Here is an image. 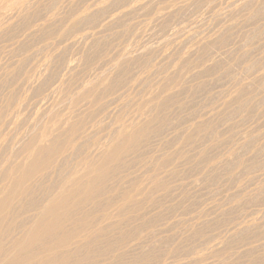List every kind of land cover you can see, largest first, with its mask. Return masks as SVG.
I'll return each instance as SVG.
<instances>
[{"label":"rangeland","instance_id":"374dc122","mask_svg":"<svg viewBox=\"0 0 264 264\" xmlns=\"http://www.w3.org/2000/svg\"><path fill=\"white\" fill-rule=\"evenodd\" d=\"M26 1L0 0V27L2 29L0 30L2 32L0 36V204L1 202L5 203L0 207V233L5 234L3 230L10 228L12 225H16L14 223L18 225V227L14 229L18 232L11 231L8 236L7 234H0V237H3H1L2 240L7 241L11 234L12 238L9 237V239L13 241L30 239L28 234L30 227L32 228L34 226L33 224L36 225L37 221L40 219L44 220L45 218V216L40 213L42 207L50 204V202L52 203L57 197L65 195V193H68L66 194L68 198L65 199L64 204L68 206L71 205L76 198L73 196L74 194H71L73 193L72 191L81 189L83 187L82 184H86L99 169L106 165L108 167L110 165L111 167L113 163L106 162L108 163L106 164L103 158H107L115 145L124 141L126 135L129 136L136 133L134 132L135 129V131H138L137 133L141 134V126L142 132H146L147 130V135L144 136L143 139L147 136L148 139L142 140V137H140L141 140L139 139L140 142L137 145L140 151L136 149L138 152L135 150V152L133 151L134 153L130 152L126 154L118 164L116 170L110 174L108 182L106 181L104 183L103 189L107 187L104 190L102 189V196L99 195L100 197H95L96 200L93 199L94 201H86L83 205H87V207H82V205L80 208L81 211H77V213H80L76 214L77 217L87 218L91 221L97 219L99 223H97V220H94L96 226L98 224V228H103L105 223L101 222V220L105 221L106 217H103L106 215L105 213L111 215L113 207L117 203L125 202L128 197L130 199L131 196L134 197L131 199L133 202L128 201L129 204L126 206L127 208L125 207L128 211H126L128 213L127 215H123L126 214L125 212L118 213L117 215L115 213L113 215L114 217L112 216L109 221H105L107 223L109 222L108 224L106 223L104 227L105 231L107 230V234H105L106 232L103 230L104 234L100 233L98 235L96 233L92 236L95 238L92 239L95 242L94 244L100 241L98 244H102L101 249H103L102 246L106 249L108 245L110 248L113 247L112 250L114 249L113 252L110 249L105 255H102L104 253L101 254V251L104 249L101 250L97 244L98 248L94 250L98 251L95 252L92 250V252L94 251L95 253L91 252L93 264H95L98 259H101L98 260L99 263L97 261L98 264H104L105 262H107L105 264H113L112 261H116L118 264H128L129 262V264H146L148 262V264H254L258 262V259L259 262L257 264H264V260H261L264 259V0H140L141 2L139 0H98L100 1L99 3L97 0ZM51 1L56 4L54 3V5H51V3L53 4ZM18 2L20 3V8L18 7ZM25 2L28 3V6ZM14 3L16 4V9L15 6L12 7ZM253 4H255V6ZM25 6L31 7V9L27 8V10ZM8 7L10 9L12 8V10L7 9ZM23 7L26 10H24ZM36 8H38V10ZM26 11H30V14L27 13L28 16L26 15ZM104 11L107 13L105 14ZM31 12H33V15H31ZM47 18L50 23H48L49 21H44L45 19L47 20ZM116 18L119 19L116 20ZM21 19H23L24 22H22ZM108 23H110L111 26ZM40 24L42 26H40ZM7 26L10 27L7 28ZM99 64L102 66L99 67ZM117 65L120 68H118ZM16 70L18 71L16 72ZM45 75L46 77H44ZM185 77L186 79H184ZM250 77L253 79L251 80ZM54 83L58 85L57 90L56 84ZM62 84L63 86H61ZM95 84L96 86H94ZM46 85L49 88H47ZM87 86L90 93L85 98L82 97L81 94L83 88L85 87L87 89ZM106 91H108V93ZM103 93L105 94L103 95ZM97 95H101L100 97H102V100H100V97L97 98ZM96 99L99 105L96 103ZM94 100L96 102H94ZM163 103L165 104V109L163 108ZM208 104H210V106ZM159 106L162 109H160ZM148 117H151V119ZM152 118L154 121H152ZM145 120L147 122H145ZM75 121L81 126V129L79 128L80 130L76 129L79 125ZM149 121L150 123H148ZM143 122L144 124H142ZM71 124H74V128ZM74 129H76V131H74ZM84 129L85 135L83 133ZM150 129H156L157 131L154 130V134V131ZM124 130L127 134L122 132ZM119 131L123 133L124 136H121L123 139L120 137L121 132ZM68 133H71V136L66 135ZM151 133L153 136L150 135ZM243 134L245 138L247 137L245 140ZM50 135L51 137H48ZM75 135H77V139H75ZM52 136H54L53 139L59 137V141L57 139L56 141L49 139L52 138ZM118 136L120 137L119 140H123H121L120 143H118L119 140H115L118 139ZM248 137L249 141H247ZM65 138L68 139L66 140ZM61 139L63 141H61ZM48 140H50V142ZM52 140L55 143L52 142ZM112 140L114 142H112ZM56 142L65 143L62 146L65 145L64 148H67L66 152L68 153L66 154L65 152L66 157L64 155L61 156L64 154L63 150L65 151V149L60 147L61 144ZM50 143L51 145H49ZM107 143L109 145H107ZM140 143H142V145ZM239 143L241 145H238ZM66 144L70 147L68 146V148ZM111 144L114 146H110ZM215 144L217 145L214 146ZM256 145L258 146L257 148ZM107 149H109V151ZM54 150H62L60 151L61 155L58 154V157L54 156L51 160L56 162L53 161L50 163L51 167H49L50 165L47 166L48 170L46 169L43 175L40 176L37 174L32 177V179L36 178L37 180L33 179L34 181L31 180L24 184L21 179L24 173L27 170L37 167L41 161H44L42 159H46ZM77 153L79 155H77ZM59 155L61 158H59ZM168 160L170 164L167 162ZM210 162L213 164L211 165ZM99 163L101 164L99 165ZM120 164L121 166L119 168ZM241 164L242 166H239ZM60 165L62 166L60 167ZM159 166L163 167L160 168ZM15 167L18 169L17 171ZM10 168L14 169V171L10 170ZM87 168L91 169L87 171ZM20 169H22V172ZM19 170L21 172L20 174ZM9 171V175L14 172L10 177L8 173H6ZM91 172L93 173L91 174ZM15 173H18V175L16 176ZM58 174L60 175L58 176ZM111 176H113V179ZM148 176L150 178H148ZM170 177H172V179ZM10 178H14L15 180ZM116 178L118 180H116ZM72 179H75V181H72ZM17 181L20 184H18ZM153 182H156L157 186L156 183L153 185ZM63 184L66 186L64 189H62L64 186ZM159 184L161 187H159ZM67 185L70 186L67 187ZM152 187H154V189H152ZM67 188H70L72 191ZM13 190L15 195L20 191L24 192L30 190V192H28V196H26V194L18 198L16 195V198L12 199L15 197ZM103 193H106L108 198L105 194L103 195ZM148 193L152 195L149 197L148 195L150 194ZM70 194L72 196H70ZM2 197L4 200H2ZM70 197L71 199L69 200ZM30 198H34L32 199L33 202ZM111 198L114 199L112 200ZM8 199H10V201H8ZM98 199H103L104 203L102 201L101 203L103 204H99L100 201ZM105 199L107 204L109 202L108 205L105 204ZM133 199L136 200L134 201ZM97 200L98 203L96 205L99 209L93 210L92 208L94 206V209H96L95 203ZM157 200L159 202H157ZM137 201L141 203L136 204ZM28 202L29 204L30 202L33 203L37 210L33 208V205L30 206L29 209ZM131 204L132 206H130ZM23 205L25 206L23 207ZM133 205L138 206L135 207ZM90 206L92 207L90 208ZM15 207L17 209H15ZM105 207L106 211L103 209ZM140 207L142 209H140ZM88 208L92 209L94 213H86L91 211ZM131 208L134 209L132 210ZM12 210H16L14 211L15 214L19 215L17 222L14 221V216L16 215L14 213L11 215ZM20 210H22V212H20ZM30 210L32 211L30 212ZM95 211L99 212L96 213ZM17 212L20 213L17 214ZM5 214H8V216ZM96 214L100 216V220L95 218ZM131 214L133 217H131ZM90 215L94 216L92 217ZM115 215H119V217L115 218ZM128 215H130L131 218ZM6 217H8L7 223V219H4ZM67 219L68 218L65 219V223L63 222V224H65L63 228L65 227V229L69 231V229H73L76 224L73 219H68L71 221H69L70 224L72 223L70 225ZM10 220L14 222L10 223ZM28 220L29 223H26L25 221ZM122 220L124 222H122ZM111 221L113 223H111ZM126 221L128 223H126ZM2 222L5 223L3 224ZM151 223L154 224L152 225ZM94 224L93 228L95 229L97 227ZM108 225L111 226L109 227ZM69 226L72 227L70 228ZM20 230L21 232H19ZM115 232L116 234H114ZM129 232L133 233L130 234ZM83 233V236H87ZM120 233H124V235H122L124 240L127 238L128 241L130 238L129 243L124 241L125 246L128 247V244H130L134 245V247H120L119 244L116 243L121 240ZM108 234H113L111 236L115 238L114 241ZM135 234L137 236H135ZM98 236L103 238V240L97 238ZM123 236L126 237L124 238ZM131 236L132 238L137 237V239L139 236L138 240L140 242L138 240L135 241V239L131 240ZM107 237H109L108 244L106 243L108 242L106 241ZM84 238L77 237L75 241H79L75 244L72 243L71 246L70 244L59 246L57 242L51 245L43 244V246L40 244L38 250L40 253L43 251L41 256H45L46 259L52 256V252L59 254L61 251L59 255L66 258L71 256V259H68L70 263L72 262L74 264L82 260L84 253L88 249L87 247L85 251V246H82L80 243L82 241H88ZM253 240L254 242H252ZM89 241L93 242L91 240ZM110 241L112 243L114 242V245L111 244ZM244 241L248 244L246 245ZM134 242L135 244L138 243V246L135 245ZM249 242H252V246ZM208 243H210V245ZM245 245L250 246L246 247ZM50 246L51 248H49ZM114 246L116 248H114ZM189 246L191 250L193 249V252L189 249ZM80 247L83 248L80 249ZM72 248L74 252L78 251L77 254L73 253L75 255V257H73L74 259L72 258ZM121 248H125V250L123 249V251ZM170 250L173 251V253H171ZM135 251L137 253H135ZM79 252L83 253L79 255ZM116 252L118 254H114ZM224 252L227 253L225 254ZM122 253H124V255ZM125 253L127 254L125 255ZM46 254L48 256H46ZM99 254H101V257H99ZM227 254H231V257L227 256ZM96 255H98V257ZM143 255L145 258L142 257ZM39 256L40 255H38V257ZM107 256L111 259V262L110 259H107ZM132 256L134 258H131ZM140 257L144 259L142 260ZM147 257H149V259ZM51 258L52 257H50V259ZM76 259L77 261H75ZM91 262L89 263L91 264ZM81 263L89 264L84 263V261Z\"/></svg>","mask_w":264,"mask_h":264},{"label":"bare ground","instance_id":"6f19581e","mask_svg":"<svg viewBox=\"0 0 264 264\" xmlns=\"http://www.w3.org/2000/svg\"><path fill=\"white\" fill-rule=\"evenodd\" d=\"M18 1H20V0H18ZM22 2H24V0H21ZM26 1V0H25ZM50 1V0H49ZM71 1V0H70ZM98 1V0H97ZM113 1V0H112ZM116 1V0H115ZM140 1V0H139ZM150 1H152V0H150ZM196 1V0H195ZM207 1V0H206ZM2 2V1H1ZM8 2V1H7ZM10 2H12V1H10ZM17 2V1H16ZM27 2V1H26ZM25 2V3H26ZM51 2H53V1H51ZM61 2V1H60ZM100 1H98V3H99ZM128 2V1H127ZM132 2V1H131ZM141 2V1H140ZM200 2V1H199ZM215 2H217V1H215ZM32 3V2H31ZM54 3L55 2H53V4L51 3V5H54ZM186 3V2H185ZM184 3V4H185ZM189 3V2H188ZM191 3V2H190ZM207 3V2H206ZM264 3V2H263ZM19 4V5H18ZM18 7L20 8V3L18 2ZM22 4V3H21ZM28 3H26V5H27ZM30 4V3H29ZM56 4V3H55ZM88 4V3H87ZM94 4V3H93ZM128 4V3H127ZM152 4V3H151ZM196 4V3H195ZM221 4V3H220ZM13 6L12 7H14L16 4L14 3V4H12ZM60 5H61V3H60ZM101 5V4H100ZM109 5V4H108ZM161 5V4H160ZM254 6H255V4H253ZM258 5V4H257ZM8 6H10V5H8ZM21 6H23V5H21ZM28 6V5H27ZM33 6V5H32ZM136 6V5H135ZM208 6V5H207ZM232 6V5H231ZM1 7V6H0ZM3 7V6H2ZM26 7V6H25ZM55 7V6H54ZM110 7V6H109ZM143 7V6H142ZM196 7V6H195ZM217 7V6H216ZM233 7V6H232ZM235 7V6H234ZM19 8H18V10H19ZM31 9V7H26V9ZM57 8V7H56ZM61 8V7H60ZM97 8V7H96ZM133 8V7H132ZM136 8V7H135ZM141 8V7H140ZM186 8V7H185ZM243 8V7H242ZM248 8V7H247ZM260 8V7H259ZM7 9H10L9 7L7 8ZM15 9H16V6H15ZM14 9V10H15ZM23 9H24V7H23ZM26 9H24V10H26ZM27 9V10H28ZM37 10H38V8H36ZM40 9V8H39ZM63 9V8H62ZM61 9V10H62ZM134 9V8H133ZM221 9V8H220ZM230 9V8H229ZM10 10H12V8L10 9ZM17 10V11H18ZM64 10V9H63ZM127 10V9H126ZM130 10V9H129ZM136 10V9H135ZM250 10V9H249ZM21 11V10H20ZM32 11V10H31ZM35 11V10H34ZM162 11V10H161ZM211 11V10H210ZM213 11V10H212ZM30 12V11H29ZM29 12H27L26 11V15H27V13H29ZM64 12V11H63ZM91 12V11H90ZM102 12V11H101ZM105 12V11H104ZM232 12V11H231ZM239 12V11H238ZM243 12V11H242ZM4 13V12H3ZM2 13V14H3ZM8 13V12H7ZM32 14L31 15H33V12H31ZM38 13V12H37ZM36 13V14H37ZM44 13V12H43ZM107 12H105V14H106ZM148 13V12H147ZM174 13V12H173ZM227 13H229V12H227ZM235 13V12H234ZM30 14V13H29ZM39 14H40V11H39ZM49 14V13H48ZM101 14V13H100ZM104 14V15H105ZM117 14V13H116ZM25 15V14H24ZM31 15H30V18H31ZM38 15V14H37ZM37 15H35V16H37ZM64 15V14H63ZM73 15H74V13H73ZM88 15V14H87ZM91 15V14H90ZM94 15V14H93ZM134 15V14H133ZM204 15V14H203ZM223 15V14H222ZM231 15V14H230ZM28 16V15H27ZM27 16H25V17H27ZM56 16H58V15H56ZM109 16V15H108ZM122 16H124V15H122ZM159 16V15H158ZM170 16V15H169ZM220 16V15H219ZM255 16V15H254ZM20 17H21V15H20ZM19 17V18H20ZM25 17H24V19H25ZM54 17H55V15H54ZM53 17V18H54ZM115 17V16H114ZM117 17V16H116ZM125 17V16H124ZM123 17V18H124ZM226 17V16H225ZM29 18V19H30ZM44 18V17H43ZM59 18V17H58ZM61 18V17H60ZM85 18V17H84ZM84 18H82V19H84ZM92 18V17H91ZM91 18H90V20H91ZM95 18V17H94ZM111 18H113V17H111ZM126 18H128V17H126ZM133 18V17H132ZM160 18V17H159ZM253 18V17H252ZM29 19H28V21H29ZM50 19H52V18H50ZM110 19V18H109ZM108 19V20H109ZM119 18H116V20H118ZM249 19V18H248ZM264 19V18H263ZM20 20V19H19ZM22 20V22H24L23 21V19H21ZM85 20V19H84ZM111 20V19H110ZM115 20V19H114ZM12 21V20H11ZM27 21V20H26ZM35 21V20H34ZM40 21V20H39ZM44 21H49L48 20V18H47V20L45 19ZM93 21V20H92ZM96 21H97V19H96ZM103 21V20H102ZM175 21V20H174ZM30 22V21H29ZM37 22V21H36ZM43 22V21H42ZM54 22V21H53ZM61 22V21H60ZM225 22V21H224ZM234 22V21H233ZM13 23V22H12ZM17 23V22H16ZM47 23V22H46ZM48 23H50V21L48 22ZM105 23H106V21H105ZM104 23V24H105ZM180 23V22H179ZM15 24V23H14ZM43 24V23H42ZM88 24H89V22H88ZM102 24V23H101ZM107 24V23H106ZM109 25H110V23H108ZM247 24V23H246ZM4 25V24H3ZM44 25H46V24H44ZM73 25V24H72ZM86 25V24H85ZM131 25V24H130ZM234 25V24H233ZM40 26H42L41 24H40ZM111 26V25H110ZM172 26V25H171ZM220 26V25H219ZM221 26H223V25H221ZM231 26V25H230ZM10 27V26H9ZM8 26H7V28H9ZM25 27H28V26H25ZM30 27V26H29ZM35 27V26H34ZM33 27V28H34ZM39 27V26H38ZM75 27H77V26H75ZM240 27V26H239ZM4 28V27H3ZM6 28V27H5ZM4 28V29H5ZM6 28V29H7ZM12 28V27H11ZM44 28V27H43ZM85 28V27H84ZM26 29H28V28H26ZM41 29V28H40ZM167 29V28H166ZM226 29V28H225ZM0 30H2L1 29V27H0ZM35 30V29H34ZM80 30H82V29H80ZM91 30V29H90ZM230 30V29H229ZM38 31V30H37ZM69 31V30H68ZM156 31V30H155ZM1 32V31H0ZM4 32V31H3ZM6 32V31H5ZM8 32V31H7ZM100 32V31H99ZM157 32V31H156ZM231 32V31H230ZM262 32V31H261ZM51 33V32H50ZM106 33V32H105ZM162 33V32H161ZM173 33V32H172ZM236 33V32H235ZM7 34V33H6ZM5 34V36L7 37V35H9V34H7L6 35ZM14 34V33H13ZM230 34V33H229ZM2 35V32L0 33V36ZM106 35V34H105ZM110 35H111V33H110ZM236 35V34H235ZM5 36H4V38H5ZM33 36V35H32ZM91 36V35H90ZM219 36V35H218ZM221 36V35H220ZM227 36H229V35H227ZM23 37V36H22ZM61 37V36H60ZM66 37V36H65ZM106 37V36H105ZM119 37V36H118ZM196 37V36H195ZM16 38V37H15ZM67 39V38H66ZM188 39H190V38H188ZM256 39V38H255ZM91 40V39H90ZM100 40V39H99ZM211 40H212V38H211ZM21 41V40H20ZM75 41V40H74ZM96 41V40H95ZM145 41V40H144ZM208 41V40H207ZM215 41V40H214ZM214 41H213V43H214ZM90 42V41H89ZM102 42V41H101ZM100 42V43H101ZM104 42V41H103ZM203 42V41H202ZM204 42H205V40H204ZM220 42V41H219ZM38 43V42H37ZM41 43V42H40ZM88 43V42H87ZM148 43V42H147ZM206 43V42H205ZM72 44V43H71ZM97 44V43H96ZM103 44V43H102ZM208 44H212V43H208ZM221 44V43H220ZM24 45V44H23ZM159 45V44H158ZM205 45V44H204ZM203 45V46H204ZM234 45V44H233ZM237 45V44H236ZM26 46V45H25ZM52 46V45H51ZM164 46V45H163ZM202 46V45H201ZM208 46V45H207ZM206 46V47H207ZM223 46V45H222ZM76 47V46H75ZM219 47V46H218ZM227 47V46H226ZM232 47V46H231ZM26 48V47H25ZM31 48V47H30ZM63 48V47H62ZM161 48V47H160ZM224 48V47H223ZM146 50V49H145ZM86 51V50H85ZM206 51H208V50H206ZM47 52V51H46ZM54 52V51H53ZM118 52V51H117ZM189 52H190V50H189ZM19 53V52H18ZM45 53V52H44ZM138 53V52H137ZM215 53V52H214ZM218 53V52H217ZM224 53H225V51H224ZM67 54V53H66ZM206 54H207V52H206ZM229 54H230V52H229ZM232 54V53H231ZM234 54V53H233ZM40 55V54H39ZM185 55V54H184ZM199 55H201V54H199ZM240 55V54H239ZM142 56V55H141ZM183 56V55H182ZM191 56V55H190ZM222 56V55H221ZM236 56V55H235ZM63 57V56H62ZM132 57V56H131ZM231 57V56H230ZM246 57V56H245ZM92 58V57H91ZM35 59V58H34ZM180 59V58H179ZM192 59H194V58H192ZM241 59V58H240ZM244 59V58H243ZM262 59V58H261ZM29 60V59H28ZM51 60V59H50ZM97 60V59H96ZM132 60V59H131ZM239 60V59H238ZM246 60V59H245ZM95 61V60H94ZM146 61V60H145ZM192 61V60H191ZM260 61V60H259ZM26 62V61H25ZM35 62H37V61H35ZM194 62V61H193ZM213 62V61H212ZM102 63V62H101ZM104 63V62H103ZM119 63V62H118ZM227 63H230V62H227ZM244 63V62H243ZM249 63V62H248ZM132 64V63H131ZM151 64V63H150ZM175 64V63H174ZM240 64V63H239ZM245 64H246V62H245ZM30 65V64H29ZM46 65V64H45ZM93 65V64H92ZM104 65V64H103ZM106 65V64H105ZM181 65V64H180ZM204 65V64H203ZM202 65V66H203ZM224 65V64H223ZM227 65H229V64H227ZM242 65V64H241ZM249 65V64H248ZM61 66V65H60ZM66 66V65H65ZM100 66H102V65H100L99 64V67ZM118 66V65H117ZM153 66V65H152ZM185 66V65H184ZM237 66V65H236ZM31 67V66H30ZM53 67V66H52ZM81 67V66H80ZM92 67V66H91ZM95 67V66H94ZM106 67V66H105ZM151 67V66H150ZM238 67V66H237ZM249 67V66H248ZM45 68V67H44ZM57 68V67H56ZM74 68V67H73ZM86 68V67H85ZM118 68H120L119 66H118ZM225 68V67H224ZM102 69H103V67H102ZM181 69V68H180ZM185 69H187V68H185ZM236 69V68H235ZM243 69V68H242ZM51 70V69H50ZM67 70V69H66ZM72 70V69H71ZM116 70H117V68H116ZM121 70V69H120ZM233 70H234V68H233ZM239 70V69H238ZM244 70V69H243ZM18 70H16V72H17ZM104 71V70H103ZM107 71V70H106ZM172 71V70H171ZM195 71V70H194ZM235 71V70H234ZM61 72V71H60ZM72 72H73V70H72ZM136 72V71H135ZM179 72H181V71H179ZM224 72H225V70H224ZM233 72V71H232ZM68 73V72H67ZM125 73V72H124ZM137 73V72H136ZM140 73V72H139ZM247 73V72H246ZM36 74V73H35ZM75 74V73H74ZM103 74V73H102ZM120 74V73H119ZM164 74V73H163ZM198 74V73H197ZM230 74H232V73H230ZM256 74V73H255ZM5 75V74H4ZM190 75V74H189ZM31 76V75H30ZM107 76V75H106ZM146 76V75H145ZM159 76V75H158ZM170 76V75H169ZM171 76H173V75H171ZM203 76V75H202ZM226 76V75H225ZM247 76V75H246ZM252 76V75H251ZM44 77H46V75L44 76ZM104 77V76H103ZM138 77V76H137ZM195 77H196V75H195ZM200 77V76H199ZM210 77V76H209ZM15 78V77H14ZM19 78V77H18ZM25 78V77H24ZM42 78V77H41ZM50 78V77H49ZM110 78V77H109ZM155 78V77H154ZM167 78V77H166ZM179 78V77H178ZM182 78V77H181ZM198 78V77H197ZM201 78V77H200ZM206 78V77H205ZM45 79V78H44ZM163 79V78H162ZM180 79V78H179ZM184 79H186V77L184 78ZM195 79V78H194ZM245 79V78H244ZM250 79H251V77H250ZM253 79V78H252ZM251 79V80H252ZM255 79V78H254ZM34 80V79H33ZM46 80V79H45ZM127 80V79H126ZM135 80V79H134ZM192 80H193V77H192ZM236 80V79H235ZM35 81H36V79H35ZM67 81V80H66ZM92 81V80H91ZM104 81V80H103ZM139 81V80H138ZM172 81V80H171ZM179 81V80H178ZM195 81H196V79H195ZM201 81V80H200ZM242 81H244V80H242ZM241 81V82H242ZM263 81V80H262ZM9 82V81H8ZM68 82V81H67ZM73 82V81H72ZM164 82V81H163ZM250 82V81H249ZM253 82V81H252ZM255 82V81H254ZM35 83V82H34ZM46 83H47V81H46ZM51 83V82H50ZM57 83V82H56ZM56 83H54V84H56ZM116 83H118V82H116ZM115 83V84H116ZM121 83V82H120ZM126 83V82H125ZM130 83V82H129ZM157 83V82H156ZM45 84V83H44ZM52 84V83H51ZM133 84V83H132ZM172 84V83H171ZM170 84V85H171ZM181 84V83H180ZM195 84V83H194ZM234 84V83H233ZM7 85V84H6ZM118 85V84H117ZM126 85V84H125ZM136 85V84H135ZM200 85V84H199ZM243 85V84H242ZM44 86V85H43ZM48 86H49V84H48ZM53 86V85H52ZM51 86V87H52ZM61 86H63V84L61 85ZM94 86H96V84L94 85ZM110 86V85H109ZM122 86V85H121ZM124 86V85H123ZM143 86V85H142ZM141 86V87H142ZM194 86V85H193ZM245 86V85H244ZM247 86V85H246ZM46 87H47V85H46ZM57 87H58V85L56 84V90H57ZM77 87V86H76ZM91 87V86H90ZM160 87V86H159ZM264 87V86H263ZM47 88H49V87H47ZM63 88V87H62ZM85 88V87H84ZM83 88V90H82V97H87L88 96V94L90 93V91H89V88H88V86H87V89L85 88L84 89ZM122 88H124V87H122ZM25 89V88H24ZM51 89H54V88H51ZM50 89V90H51ZM72 89H73V87H72ZM93 89V88H92ZM100 89V88H99ZM186 89V88H185ZM193 89V88H192ZM47 90V89H46ZM105 90V89H104ZM161 90V89H160ZM202 90V89H201ZM59 91V90H58ZM74 91V90H73ZM93 91V90H92ZM110 91V90H109ZM112 91V90H111ZM117 91V90H116ZM253 91V90H252ZM51 92V91H50ZM56 92V91H55ZM54 92V93H55ZM71 92V91H70ZM105 92V91H104ZM107 93H108V91H106ZM126 92V91H125ZM177 92V91H176ZM199 92V91H198ZM255 92V91H254ZM34 93V92H33ZM100 93H102V92H100ZM115 93V92H114ZM60 94V93H59ZM105 93H103V95H104ZM169 94V93H168ZM187 94V93H186ZM201 94V93H200ZM49 95V94H48ZM102 95V94H101ZM101 95H97L98 97L97 98H99ZM127 95V94H126ZM125 95V96H126ZM173 95H175V94H173ZM192 95V94H191ZM209 95V94H208ZM5 96V95H4ZM36 96V95H35ZM45 96V95H44ZM47 96V95H46ZM130 96V95H129ZM263 96V95H262ZM75 97V96H74ZM104 97V96H103ZM154 97V96H153ZM191 97V96H190ZM207 97V96H206ZM26 98V97H25ZM34 98V97H33ZM45 98V97H44ZM48 98V97H47ZM90 98V97H89ZM93 98H94V96H93ZM101 99L100 100H102V97H100ZM118 98V97H117ZM129 98V97H128ZM182 98V97H181ZM184 98V97H183ZM186 98V97H185ZM42 99V98H41ZM60 99V98H59ZM62 99V98H61ZM65 99V98H64ZM68 99V98H67ZM105 99V98H104ZM168 99V98H167ZM240 99H241V97H240ZM8 100V99H7ZM58 100V99H57ZM118 100V99H117ZM209 100V99H208ZM43 101V100H42ZM86 101V100H85ZM96 101H97V99H96ZM95 100H94V102H96ZM115 101V100H114ZM121 101V100H120ZM163 101V100H162ZM196 101V100H195ZM199 101V100H198ZM253 101V100H252ZM32 102H33V100H32ZM39 102V101H38ZM62 102V101H61ZM72 102V101H71ZM91 102H93V101H91ZM167 102V101H166ZM174 102V101H173ZM240 102V101H239ZM17 103V102H16ZM42 103V102H41ZM60 103V102H59ZM97 104H98V101L96 102ZM146 103V102H145ZM242 103V102H241ZM31 104V103H30ZM73 104V103H72ZM92 104V103H91ZM187 104V103H186ZM94 105V104H93ZM99 105V104H98ZM105 105V104H104ZM103 105V106H104ZM107 105H109V104H107ZM141 105V104H140ZM157 105H159V104H157ZM162 105H164L163 106V108L165 107V104L163 103ZM194 105V104H193ZM209 106H210V104H208ZM29 106V105H28ZM73 106V105H72ZM81 106V105H80ZM101 106V105H100ZM156 106V105H155ZM27 107V106H26ZM82 107V106H81ZM98 107V106H97ZM105 107V106H104ZM139 107V106H138ZM167 107V106H166ZM178 107V106H177ZM184 107V106H183ZM21 108V107H20ZM28 108V107H27ZM66 108V107H65ZM64 108V109H65ZM102 108V107H101ZM159 108L160 109H162L160 106H159ZM158 108V109H159ZM186 108H187V106H186ZM185 108V109H186ZM216 108V107H215ZM219 108V107H218ZM22 109V108H21ZM79 109V108H78ZM105 109H106V107H105ZM149 109V108H148ZM156 109H157V107H156ZM165 109V108H164ZM167 109V108H166ZM204 109V108H203ZM56 110V109H55ZM83 110V109H82ZM94 110V109H93ZM210 110V109H209ZM222 110V109H221ZM251 110V109H250ZM100 111V110H99ZM103 111V110H102ZM204 111V110H203ZM211 111V110H210ZM79 112V111H78ZM82 112V111H81ZM146 112V111H145ZM225 112V111H224ZM21 113V112H20ZM59 113V112H58ZM100 113H101V111H100ZM110 113V112H109ZM155 113V112H154ZM176 113H178V112H176ZM197 113V112H196ZM214 113V112H213ZM221 113V112H220ZM183 114V113H182ZM208 114V113H207ZM223 114V113H222ZM245 114V113H244ZM247 114V113H246ZM43 115V114H42ZM100 115V114H99ZM185 115V114H184ZM189 115V114H188ZM201 115V114H200ZM217 115V114H216ZM69 116V115H68ZM141 116V115H140ZM172 116V115H171ZM190 116H192V115H190ZM207 116V115H206ZM247 116H249V115H247ZM15 117V116H14ZM90 118V117H89ZM148 118H150L151 119V117H148ZM158 118V117H157ZM197 118H199V117H197ZM207 118V117H206ZM139 119V118H138ZM147 119V118H146ZM154 119H155V117H154ZM170 119V118H169ZM22 120V119H21ZM133 120V119H132ZM180 120V119H179ZM202 120V119H201ZM5 121V120H4ZM140 121V120H139ZM152 121H154L153 120V118H152ZM171 121V120H170ZM177 121V120H176ZM197 121V120H196ZM210 121V120H209ZM2 122V121H1ZM76 122V121H75ZM145 122H147L146 120H145ZM13 123V122H12ZM77 123V122H76ZM75 123V124H76ZM81 123V122H80ZM148 123H150V121L148 122ZM156 123V122H155ZM158 123V122H157ZM191 123V122H190ZM211 123V122H210ZM78 124V123H77ZM142 124H144V122L142 123ZM147 124V123H146ZM176 124V123H175ZM74 124H71V126H73ZM79 125V124H78ZM167 125V124H166ZM217 125V124H216ZM41 126V125H40ZM82 126H84V125H82ZM119 126V125H118ZM132 126V125H131ZM135 126V125H134ZM133 126V127H134ZM144 126H146V125H144ZM171 126V125H170ZM193 126V125H192ZM195 126V125H194ZM214 126V125H213ZM26 127V126H25ZM75 127H76V125H75ZM139 127V126H138ZM148 127V126H147ZM157 127V126H156ZM172 127V126H171ZM61 128V127H60ZM73 128H74V126H73ZM81 129V126L79 125L78 127H76V129ZM83 128V127H82ZM135 128V127H134ZM144 128V127H143ZM153 128V127H152ZM151 128V129H152ZM155 128V127H154ZM158 128V127H157ZM156 128V129H157ZM180 128V127H179ZM196 128V127H195ZM37 129V128H36ZM70 129V128H69ZM76 129H74V131H76ZM79 129V130H80ZM139 129V128H138ZM145 129H147V128H145ZM150 129V130H151ZM156 129H154L155 131H157ZM192 129V128H191ZM227 129V128H226ZM225 129V130H226ZM17 130V129H16ZM52 130V129H51ZM70 130H73V129H70ZM88 130V129H87ZM90 130H92V129H90ZM93 130H95V129H93ZM101 130V129H100ZM126 130V129H125ZM125 130L124 131H122L123 133H126L127 134V132H125ZM136 130V129H135ZM134 130V132H136V133H134V134H131V135H129V136H127L126 134V138H124V141L122 140L123 139V137H121V136H124L123 135V133L121 132V131H119V132H121V134H120V137L122 138V139H120L119 140V136L117 137L118 139H115V140H119V142L118 141H115V142H118V143H120V141L122 140L123 142H121L120 144H116L115 145V147H114V149L111 151V154L109 155V156H107V158H103L104 160H105V163L106 162H112L111 164H112V166L110 167V165H109V167L106 165H104L105 167H103V168H101V169H99V171H97L96 173H95V175H93L89 180H88V182L86 183V184H82V188H81V186H80V188L81 189H79V190H74V191H72L70 188H67L68 190L70 189V191H72L73 193H71L70 191V193L71 194H74L73 196L74 197H76L74 200H73V202H72V204L71 205H65L64 204V201H65V199H67L68 198V195H66V194H68V193H65V195H59L60 197H57L52 203L50 202V204H47V205H44L43 207H42V209H41V212L40 213H42V215H44L45 216V218H44V220H42V219H40L39 221H37V224L35 225V224H33L34 226L31 228L30 227V229H29V231H28V234H29V237H30V239L28 238V240H26V239H24V240H17V241H13V240H11V239H9V237L10 238H12V234H11V236H9L8 237V240L7 241H3L2 240V238L0 237V264H71L70 263V260L68 259V258H70L71 259V256L70 257H68V258H66V257H61L59 254L61 253V251L59 252V254L58 253H56V252H52V256H50V257H52L51 259H50V257H49V259H46V257L45 256H41V254L43 253V251H41L42 253H40L39 252V246H40V244H42V246H43V244H46V245H51V244H54V242L56 243H58V245L59 246H64V245H69L70 244V246H71V244L72 243H77V241H79V240H77V241H75V239L77 238V237H85L84 239H86V240H88V241H82V242H80L81 244H82V246H85V251H86V248L88 247V249H87V251L84 253V255H83V257H82V260L80 261V262H76V263H74V264H82L81 262H83L84 261V263H89V262H91L92 261V256H91V254L96 250L95 248H98V246L100 247V249H101V245H99L98 244V242H100V241H96L97 242V244H98V246H97V244H94L95 242L92 240V239H95V238H93L92 236L93 235H95L96 233L99 235L100 233H103L104 234V232H103V230L105 231V224L107 223V222H105L106 220H110L111 218H112V216L116 213V215L118 214V213H122V212H125L126 214H123V215H127L128 213V211L125 209V207L126 206H128V201H132L131 199H132V197L133 196H131V199L128 197V199L125 201V202H122V203H117L114 207H113V211L111 210V207H110V210L112 211V213H111V215L109 214H107V213H105L106 215L105 216H103V217H106L105 218V221H103V220H101V222H104L105 224H104V229L103 228H98V224H97V226H96V222L94 221V220H97V219H93L92 221L91 220H88L87 218H80L79 216L77 217V215L76 214H80L79 212L77 213V211H79L80 210V208H81V206L86 202V201H90V200H93V199H95V197H100L99 195H101V193L103 192L102 191V189H103V186H104V183L107 181L108 182V178H110V174L114 171V170H116V168L118 167V164L120 163V161L122 160V158L126 155V154H128V153H130V152H135V150L137 149V150H139L137 147V145L139 144V142H140V140H141V138L140 137H142V140H147L148 138V136L147 137H145L144 139H143V137L144 136H146L147 135V130H146V132H142V128H141V126H140V130H141V134L140 133H137L138 131H135ZM149 130V131H150ZM154 130H151V131H154ZM160 130V129H159ZM198 130V129H197ZM206 130V129H205ZM204 130V131H205ZM64 131V130H63ZM66 131V130H65ZM155 131H154V134H155ZM199 131H200V129H199ZM220 131V130H219ZM253 131V130H252ZM252 131H250V132H252ZM61 132V131H60ZM71 132V131H70ZM85 132V129H84V131H83V133ZM90 132V131H89ZM112 132V131H111ZM140 132V131H139ZM207 132V131H206ZM223 132V131H222ZM225 132V131H224ZM130 133H131V131H130ZM203 133V132H202ZM11 134V133H10ZM45 134V133H44ZM64 134H65V132H64ZM63 134V135H64ZM71 134V133H70ZM69 133L68 134H66V135H70ZM73 134V133H72ZM74 134H76V133H74ZM79 134V133H78ZM77 134V135H78ZM80 134H81V132H80ZM96 134V133H95ZM119 134V133H118ZM117 134V135H118ZM149 134V133H148ZM160 134V133H159ZM77 135H75V139H77L76 138V136ZM83 135V134H82ZM84 135H85V133H84ZM150 135H152V133L150 134ZM250 135V134H249ZM248 135V136H249ZM59 136V135H58ZM71 136V135H70ZM73 136V135H72ZM153 136V135H152ZM243 136H244V134H243ZM247 136V135H246ZM252 136V135H251ZM48 137H51V135L50 136H48ZM47 137V138H48ZM56 137V136H55ZM155 137V136H154ZM253 137V136H252ZM46 138V139H47ZM54 138V136H52V138H49V139H53ZM70 138H73V137H70ZM69 138V139H70ZM147 138V139H146ZM149 138H150V136H149ZM241 138V137H240ZM243 138V137H242ZM247 138V137H246ZM245 138V136H244V140L246 139ZM57 140L59 139V137L58 138H56ZM56 139H53V140H55L56 141ZM66 139V138H65ZM68 139V138H67ZM66 139V140H67ZM110 139V138H109ZM140 139V140H139ZM164 139V138H163ZM188 139V138H187ZM224 139H226V138H224ZM256 139V138H255ZM43 140V139H42ZM52 140V142H54ZM65 140V141H66ZM73 140V139H72ZM78 140H80V139H78ZM198 140V139H197ZM196 140V141H197ZM209 140H210V138H209ZM241 140V139H240ZM31 141V140H30ZM47 141V140H46ZM49 142H50V140H48ZM59 141V140H58ZM61 141H63L62 139H61ZM220 141V140H219ZM226 141V140H225ZM237 141H239V140H237ZM247 141H249V137H248V139H247ZM250 141H251V139H250ZM74 142V141H73ZM107 142V141H106ZM105 142V143H106ZM112 142H114L113 140H112ZM144 142V141H143ZM164 142V141H163ZM222 142V141H221ZM55 143V142H54ZM56 143H59V142H56ZM145 143V142H144ZM216 143V142H215ZM234 143V142H233ZM236 143V142H235ZM44 144V143H43ZM59 144H61L60 145V147H65V145L64 146H62L63 144H65V143H63L62 144V142L61 143H59ZM58 144V145H59ZM141 145H142V143H140ZM152 144V143H151ZM213 144H214V142H213ZM49 145H51V143L49 144ZM49 145H47V146H49ZM107 145H109L108 143H107ZM113 144H111L110 146H112ZM145 145H146V143H145ZM217 144H215L214 146H216ZM238 145H241L240 143L238 144ZM237 145V146H238ZM243 145H244V143H243ZM242 145V146H243ZM261 145V144H260ZM57 146V145H56ZM55 146V147H56ZM66 146H67V144H66ZM69 146V145H68ZM67 146V147H68ZM72 146H73V144H72ZM72 146H71V148H72ZM114 146V145H113ZM241 146V147H242ZM245 146V145H244ZM243 146V147H244ZM247 146V145H246ZM7 147V146H6ZM44 147V146H43ZM70 147V146H69ZM68 147V148H69ZM100 147V146H99ZM186 147V146H185ZM249 147V146H248ZM258 146L256 145V148H257ZM12 148V147H11ZM31 148V147H30ZM52 148V147H51ZM54 148V147H53ZM58 148V147H57ZM70 148V149H71ZM154 148V147H153ZM158 148V147H157ZM240 148V147H239ZM250 148H251V145H250ZM263 148V147H262ZM50 149V148H49ZM54 149H56V148H54ZM65 149V148H64ZM110 149V148H109ZM109 149H107L108 151H109ZM112 149V148H111ZM144 149V148H143ZM243 149V148H242ZM43 150H45V149H43ZM47 150V149H46ZM59 150V149H58ZM58 150H54L51 154H49L47 157H46V159H42V160H44V161H41L39 158V160L41 161H39L38 159V161L40 162L39 164H38V166L37 167H35V168H33V169H31V170H27L25 173H24V175L22 176V182L24 183V184H26V182H30L31 180H33V179H36V178H33L32 179V177H34L35 175H37V174H39L40 176L41 175H43L44 173H45V171H46V169H47V166H49L50 165V163H52L53 161H51L52 160V158H54V156H56V157H58V154H60L61 155V152L60 151H62V150H60V151H58ZM66 150H67V148L65 149V151L63 150V152H64V154H62L61 156H65L66 157V154L68 153V152H66ZM75 150V149H74ZM101 150V149H100ZM136 150V152H138ZM5 151V150H4ZM31 151V150H30ZM105 151V150H104ZM140 151V150H139ZM163 151V150H162ZM230 151V150H229ZM36 152H37V150H36ZM39 152V151H38ZM42 152V151H41ZM40 152V153H41ZM46 152V151H45ZM60 152V153H59ZM65 152H66V154H65ZM133 152V153H134ZM231 152V151H230ZM232 152H233V150H232ZM32 153V152H31ZM48 153V152H47ZM74 153V152H73ZM164 153H166V152H164ZM18 154V153H17ZM132 154V153H131ZM35 155H36V153H35ZM60 155H59V158H61L60 157ZM77 155H79L78 153H77ZM80 155H82V154H80ZM103 155V154H102ZM105 155V154H104ZM181 155V154H180ZM190 155V154H189ZM99 156H100V154H99ZM137 156V155H136ZM135 156V157H136ZM207 156V155H206ZM209 156V155H208ZM18 157V156H17ZM44 157H45V155H44ZM211 157H212V155H211ZM233 157V156H232ZM236 157V156H235ZM29 158H30V156H29ZM33 158H34V156H33ZM40 158H41V155H40ZM64 158V157H63ZM62 158V159H63ZM73 158H75V157H73ZM72 158V159H73ZM91 158V157H90ZM156 158V157H155ZM191 158V157H190ZM207 158V157H206ZM240 158V157H239ZM31 159V158H30ZM29 159V160H30ZM76 159V158H75ZM74 159V160H75ZM159 159V158H158ZM165 159V158H164ZM237 159H238V157H237ZM88 160V159H87ZM155 160V159H154ZM157 160V159H156ZM167 160V159H166ZM185 160V159H184ZM32 161V160H31ZM30 161V162H31ZM36 161V160H35ZM72 161V160H71ZM242 161V160H241ZM11 162V161H10ZM34 162V161H33ZM54 162H56V161H54ZM61 162H63V161H61ZM85 162V161H84ZM168 163H169V160L167 161ZM172 162H173V160H172ZM176 162V161H175ZM216 162V161H215ZM224 162V161H223ZM32 163V162H31ZM60 163V162H59ZM58 163V164H59ZM94 163V162H93ZM137 163V162H136ZM147 163V162H146ZM155 163V162H154ZM209 163V162H208ZM220 163V162H219ZM33 164V163H32ZM95 164V163H94ZM101 163H99V165H100ZM106 164H108V163H106ZM133 164V163H132ZM145 164V163H144ZM157 164V163H156ZM170 164V163H169ZM210 164L212 165L213 163H211L210 162ZM227 164V163H226ZM240 164V163H239ZM250 164V163H249ZM26 165H27V163H26ZM57 165V164H56ZM90 165H92V164H90ZM98 165V166H99ZM122 165H123V163H122ZM159 165V164H158ZM162 165H164V164H162ZM187 165V164H186ZM192 165V164H191ZM215 165V164H214ZM224 165H225V162H224ZM245 165H247V164H245ZM258 165V164H257ZM32 166V165H31ZM55 166V165H54ZM59 166V165H58ZM62 165H60V167H61ZM66 166H68V165H66ZM88 166V165H87ZM94 166V165H93ZM92 166V167H93ZM120 166H121V164L119 165V168H120ZM194 166H196V165H194ZM220 166V165H219ZM239 166H242V164L241 165H239ZM25 167V166H24ZM49 167H51V165L49 166ZM56 167V166H55ZM60 167H58V168H60ZM64 167V166H63ZM85 167V166H84ZM91 167V168H92ZM139 167V166H138ZM144 167V166H143ZM156 167H158V166H156ZM160 168L161 167H163V166H159ZM181 167V166H180ZM226 167V166H225ZM20 168V167H19ZM31 168V167H30ZM90 168V169H91ZM160 168H158V169H160ZM170 168V167H169ZM198 168V167H197ZM201 168V167H200ZM227 168H229V167H227ZM226 168V169H227ZM9 169V168H8ZM15 169H16V167H15ZM50 169V168H49ZM57 169V168H56ZM61 169V168H60ZM70 169V168H69ZM69 169H68V171H69ZM89 168H87V171L88 170H90ZM93 169V168H92ZM262 169V168H261ZM10 170H13L14 171V169H11L10 168ZM18 169H16V171H17ZM21 170V172H22V169H20ZM20 170H19V174L21 173L20 172ZM48 170V169H47ZM198 170H199V168H198ZM209 170V169H208ZM217 170V169H216ZM259 170V169H258ZM12 171V172H13ZM63 171V170H62ZM61 171V172H62ZM92 171V170H91ZM120 171V170H119ZM159 171V170H158ZM161 171V170H160ZM190 171V170H189ZM192 171H194V170H192ZM260 171H262V170H260ZM1 172H3V171H1ZM90 172V171H89ZM94 172V171H93ZM93 172H91V174L93 173ZM166 172V171H165ZM191 172V171H190ZM189 172V173H190ZM198 172V171H197ZM207 172V171H206ZM257 172V171H256ZM4 173V172H3ZM6 173H8V175H9V173H10V171L9 172H6ZM14 173V172H13ZM13 173H11L10 175H9V177L13 174ZM54 173V172H53ZM57 173V172H56ZM120 173V172H119ZM167 173V172H166ZM216 173V172H215ZM1 174V173H0ZM85 174V173H84ZM115 174V173H114ZM116 174H117V171H116ZM206 174V173H205ZM214 174V173H213ZM250 174H252V173H250ZM263 174V173H262ZM15 175L17 176L18 175V173H15ZM47 175V174H46ZM60 174H58V176H59ZM80 175V174H79ZM166 175V174H165ZM173 175V174H172ZM186 175V174H185ZM198 175V174H197ZM200 175H202V174H200ZM227 175H229V174H227ZM45 176V175H44ZM63 176V175H62ZM65 176V175H64ZM81 176V175H80ZM142 176V175H141ZM157 176V175H156ZM164 176V175H163ZM204 176V175H203ZM210 176H212V175H210ZM243 176H244V174H243ZM253 176V175H252ZM263 176V175H262ZM6 177H7V175H6ZM13 177V176H12ZM61 177V176H60ZM59 177V178H60ZM113 176H111V178H112ZM143 177V176H142ZM165 177V176H164ZM199 177V176H198ZM207 177V176H206ZM217 177V176H216ZM17 178V177H16ZM126 178V177H125ZM148 178H150L149 176H148ZM171 179H172V177H170ZM177 178V177H176ZM245 178V177H244ZM4 179V178H3ZM2 179V180H3ZM9 179V178H8ZM10 179H14V178H10ZM56 179V178H55ZM54 179V180H55ZM113 179V178H112ZM152 179H154V178H152ZM208 179V178H207ZM227 179H229V178H227ZM251 179V178H250ZM15 180V179H14ZM37 180V179H36ZM57 180V179H56ZM84 180V179H83ZM116 180H118L117 178H116ZM179 180V179H178ZM223 180V179H222ZM12 182H14L13 180H11ZM21 181V180H20ZM34 181V180H33ZM44 181V180H43ZM72 181H75V179L73 180L72 179ZM82 181V180H81ZM86 181V180H85ZM109 181H110V179H109ZM126 181V180H125ZM248 181V180H247ZM49 182V181H48ZM66 182V181H65ZM169 182V181H168ZM210 182V181H209ZM216 182V181H215ZM243 182V181H242ZM5 183V182H4ZM17 183L18 184H20L18 181H17ZM50 183V182H49ZM75 183V182H74ZM80 183V182H79ZM78 183V184H79ZM156 183V182H155ZM154 182H153V185L155 184ZM6 184V183H5ZM8 184V183H7ZM10 184V183H9ZM28 184V183H27ZM58 184H59V182H58ZM68 184H69V182H68ZM72 184V183H71ZM70 184V185H71ZM109 184V183H108ZM122 184V183H121ZM120 184V185H121ZM246 184V183H245ZM261 184V183H260ZM262 184H263V182H262ZM33 185V184H32ZM57 185V184H56ZM64 185V184H63ZM62 185V186H63ZM69 185V186H70ZM141 185V184H140ZM145 185V184H144ZM243 185V184H242ZM21 186V185H20ZM38 186V185H37ZM48 186V185H47ZM65 186V185H64ZM63 186V188L62 189H64V188H66V186L64 187ZM68 185H67V187H69ZM106 186V185H105ZM156 186H157V183H156ZM164 186V185H163ZM214 186V185H213ZM256 186V185H255ZM15 187V186H14ZM18 187V186H17ZM25 187V186H24ZM49 187V186H48ZM47 187V188H48ZM107 187V186H106ZM106 187H104V189L106 188ZM130 187V186H129ZM155 187V186H154ZM154 187H152V189H154ZM159 187H161V185L159 184ZM242 187V186H241ZM245 187V186H244ZM243 187V188H244ZM11 188H12V186H11ZM60 188V187H59ZM76 188V187H75ZM113 188H114V186H113ZM120 188V187H119ZM133 188V187H132ZM150 188H151V186H150ZM172 188V187H171ZM261 188V187H260ZM18 189H20V188H18ZM26 189V188H25ZM61 189V190H62ZM103 189V190H104ZM152 189H150V190H152ZM156 189V188H155ZM158 189V188H157ZM193 189V188H192ZM256 189V188H255ZM259 189V188H258ZM23 190V189H22ZM35 190H37V189H35ZM44 190H45V188H44ZM49 190V189H48ZM47 190V191H48ZM55 190H56V188H55ZM54 190V191H55ZM60 190V191H61ZM111 190V189H110ZM114 190V189H113ZM117 190V189H116ZM115 190V191H116ZM127 190V189H126ZM160 190V189H159ZM162 190V189H161ZM63 191V190H62ZM61 191V192H62ZM118 191V190H117ZM133 191H134V189H133ZM163 191V190H162ZM28 192H30V190H28V191H20L19 193L17 192L16 193V195H17V197L19 198V196H22V195H26V196H28ZM50 192V191H49ZM48 192V193H49ZM60 192V193H61ZM105 192V191H104ZM153 192H154V190H153ZM152 192V193H153ZM8 193H11V192H8ZM107 193V192H106ZM106 193H103V195L105 194V196H106ZM151 193V192H150ZM150 193H148V194H150ZM186 193H187V191H186ZM13 194L15 195V193H14V190H13ZM36 194V193H35ZM42 194V193H41ZM70 194V196H72ZM108 194H109V192H108ZM117 194V193H116ZM122 194V193H121ZM163 194V193H162ZM16 195H15V197H13L12 199H14V198H16ZM111 195V194H110ZM112 195H113V193H112ZM132 195V194H131ZM152 194H150V195H148L149 197L151 196ZM233 195V194H232ZM248 195V194H247ZM25 196V197H26ZM36 196V195H35ZM38 196V195H37ZM42 196V195H41ZM102 196V195H101ZM104 196V197H105ZM115 196V195H114ZM125 196V195H124ZM135 196V195H134ZM32 197V196H31ZM49 197V196H48ZM107 197V196H106ZM105 197V198H106ZM110 197V196H109ZM127 197V196H126ZM126 197H125V199H126ZM153 197V196H152ZM169 197V196H168ZM239 197V196H238ZM47 198V197H46ZM108 198V197H107ZM121 198H123V197H121ZM134 198V197H133ZM241 198V197H240ZM31 199V198H30ZM32 199H34V198H32ZM31 199V200H32ZM38 199V198H37ZM48 199V198H47ZM71 199V197L69 198V200ZM104 199V198H103ZM103 199L101 200H99L100 202H99V204L103 201ZM112 199V198H111ZM114 199V198H113ZM112 199V200H113ZM124 199V198H123ZM151 199H153V198H151ZM174 199H175V197H174ZM185 199H188V198H185ZM246 199V198H245ZM2 200H4L3 199V197H2ZM30 200V201H31ZM69 200H67V201H69ZM96 200V199H95ZM98 200H97V202L95 203V205L98 203ZM109 200H110V198H109ZM108 200V201H109ZM122 200V199H121ZM134 201L136 200V199H133ZM247 200V199H246ZM1 201V200H0ZM8 201H10V199H8ZM12 201V200H11ZM29 201V200H28ZM49 201V200H48ZM94 201V200H93ZM32 202H33V200H32ZM36 202V201H35ZM34 202V203H35ZM45 202V201H44ZM92 202V201H91ZM90 202V203H91ZM105 202H106V199H105ZM111 202H113V201H111ZM118 202V201H117ZM133 202V201H132ZM157 202H159L158 200H157ZM244 202V201H243ZM4 202H1V204H0V207H2L1 205L3 204ZM38 203V202H37ZM41 203V202H40ZM43 203V202H42ZM48 203V202H47ZM66 203V202H65ZM69 203V202H68ZM103 203H104V201H103ZM103 203H101V204H103ZM138 203H141L140 201H137L136 202V204H138ZM5 204V203H4ZM13 204V203H12ZM28 204H29V202H28ZM87 204H89V203H87ZM92 204H93V202H92ZM105 204H107V202L105 203ZM108 204H109V202H108ZM107 204V205H108ZM114 204V203H113ZM112 204V205H113ZM135 204V203H134ZM145 204V203H144ZM148 204V203H147ZM151 204V203H150ZM8 205V204H7ZM11 205V204H10ZM9 205V206H10ZM26 205V204H25ZM25 205H23V207L25 206ZM33 205V203H31L30 202V204L28 205V207H29V209H30V206H32ZM90 205V204H89ZM88 205V206H89ZM106 205V206H107ZM139 205H141V204H139ZM146 205V204H145ZM4 206V205H3ZM41 206V205H40ZM39 206V207H40ZM87 207V205H83L82 207ZM93 206V205H92ZM92 206H90V208L92 207ZM98 206H100V205H98ZM105 206V205H104ZM103 206V207H104ZM130 206H132V204L130 205ZM133 206H135V205H133ZM138 206V205H137ZM137 206H135V207H137ZM147 206V205H146ZM154 206V205H153ZM27 207V206H26ZM36 207V206H35ZM34 207V205H33V208L35 209V210H37V208H35ZM101 207V206H100ZM145 207V206H144ZM180 207V206H179ZM17 208H18V206H17ZM16 207H15V209H17ZM95 208V206L92 208L93 210H98L99 209V207H97V205H96V209H94ZM98 208V209H97ZM127 208V207H126ZM146 208V207H145ZM149 208V207H148ZM160 208V207H159ZM169 208V207H168ZM187 208V207H186ZM185 208V209H186ZM251 208V207H250ZM9 209V208H8ZM31 209H32V207H31ZM33 209V210H34ZM86 209V208H85ZM89 209V208H88ZM92 209H89V210H91V211H88V212H86V213H89V212H93L94 213V211H92ZM102 209V208H101ZM103 209H105L104 211H106V207L105 208H103ZM108 209V208H107ZM132 210L134 209V208H131ZM130 209V210H131ZM137 209H139V208H137ZM136 209V210H137ZM140 209H142L141 207H140ZM171 209V208H170ZM169 209V210H170ZM24 210V209H23ZM125 210V211H124ZM129 210V209H128ZM132 210H131V212H132ZM150 210V209H149ZM166 210V209H165ZM172 210V209H171ZM170 210V211H171ZM14 211H16V210H14ZM13 210H12V212H11V215H13V213L15 214V212H14ZM26 211H27V209H26ZM32 210H30V212H31ZM81 211V210H80ZM101 211V210H100ZM103 211V212H104ZM127 211V212H126ZM135 211V210H134ZM147 211V210H146ZM192 211V210H191ZM8 212H10V211H8ZM20 212H22V210H20ZM20 212H17V214L18 213H20ZM96 212V211H95ZM99 212V211H98ZM98 212H96V213H98ZM204 212V211H203ZM232 212V211H231ZM92 213V214H93ZM130 213V212H129ZM134 213V212H133ZM136 213V212H135ZM183 213V212H182ZM4 214V213H3ZM9 214V213H8ZM8 214L6 215V216H8ZM91 214V213H90ZM16 215V214H15ZM32 215V214H31ZM76 215V216H75ZM115 215V218L116 217H119V215L120 216H123V215H121V214H119L118 216H116ZM132 215V214H131ZM135 215V214H134ZM164 215H165V213H164ZM163 215V216H164ZM167 215V214H166ZM173 215V214H172ZM241 215V214H240ZM18 216L19 215H16V216H14V221H18L17 220V218H18ZM90 216H94V215H90ZM89 216V217H90ZM129 217H130V215H128ZM155 216V215H154ZM193 216V215H192ZM208 216V215H207ZM99 217L100 216H98L97 214H96V216H95V218H98L99 219ZM114 217V216H113ZM131 217H133V215L131 216ZM130 217V218H131ZM1 218V217H0ZM8 217H6V218H4V219H7ZM10 218V217H9ZM42 218V217H41ZM66 218H68V219H73L74 221H75V224L76 225H74L75 227L73 228V229H69V231H67V229H65V227L63 228V225L65 226V224H63V222L64 221H66L65 219ZM91 218V217H90ZM89 218V219H90ZM102 218V217H101ZM128 218V217H127ZM129 218V219H130ZM159 218V217H158ZM193 218V217H192ZM200 218V217H199ZM12 219H13V216H12ZM35 219V218H34ZM67 219V220H68ZM92 219V218H91ZM102 219H104V218H102ZM122 219V218H121ZM126 219V218H125ZM133 219H135V218H133ZM139 219V218H138ZM147 219V218H146ZM63 220V221H62ZM100 220V219H99ZM1 221V220H0ZM11 222L10 223H12V222H14V221H12V220H10ZM21 221H22V219H21ZM24 221V220H23ZM31 221V220H30ZM70 220H68V223L70 224V222H69ZM95 222V224H94V222ZM115 221V220H114ZM118 221V220H117ZM137 221V220H136ZM146 221V220H145ZM149 221H152V220H149ZM8 222V219H7V221H6V223ZM26 223L28 222L29 223V220L28 221H25ZM122 222H124L123 220H122ZM155 222V221H154ZM3 223V222H2ZM5 223V222H4ZM3 223V224H4ZM21 223V222H20ZM19 223V224H20ZM23 223V222H22ZM65 223V222H64ZM97 223H99L98 222V220H97ZM109 223V222H108ZM107 223V224H108ZM111 223H113L112 221H111ZM110 223V224H111ZM115 223V222H114ZM119 223H120V219H119ZM118 223V224H119ZM126 223H128L127 221H126ZM126 223H125V225H126ZM146 223V222H145ZM149 223V222H148ZM2 224V225H3ZM14 224H16V225H12V226H10V228H6V229H4L3 230V233H5V234H7V236L10 234V232L11 231H16V230H14V229H16V227H18V225H17V223H14ZM72 224V223H71ZM70 224V225H71ZM93 224L97 227V228H93L94 226H93ZM101 224V223H100ZM103 224V223H102ZM121 224H123V223H121ZM152 224V223H151ZM154 224V223H153ZM152 224V225H153ZM194 224V223H193ZM255 224V223H254ZM124 225V226H125ZM133 225V224H132ZM142 225V224H141ZM158 225V224H157ZM213 225V224H212ZM234 225V224H233ZM4 226V225H3ZM20 226H24V225H20ZM109 227L111 226V225H108ZM119 226H120V224H119ZM131 226V225H130ZM177 226V225H176ZM244 226V225H243ZM242 226V227H243ZM2 227V226H1ZM12 227V228H11ZM70 228L72 227V226H69ZM101 227V226H100ZM108 227V228H109ZM149 227V226H148ZM156 227V226H155ZM4 228V227H3ZM26 228V227H25ZM68 228V227H67ZM114 229H116L115 227H113ZM140 228V227H139ZM204 228H206V227H204ZM248 228V227H247ZM255 228V227H254ZM257 228V227H256ZM1 229V228H0ZM111 229H112V227H111ZM114 229H113V231H114ZM121 229V228H120ZM141 229V228H140ZM156 229V228H155ZM259 229V228H258ZM17 230H18V228H17ZM22 230V229H21ZM21 230L19 231V232H21ZM25 230V229H24ZM23 230V231H24ZM66 230V231H65ZM109 230H110V228H109ZM219 230V229H218ZM235 230V229H234ZM240 230V229H239ZM26 231V230H25ZM107 231V230H106ZM105 231V232H106ZM151 231V230H150ZM155 231V230H154ZM193 231V230H192ZM221 231V230H220ZM231 231V230H230ZM229 231V232H230ZM0 232H1V230H0ZM14 232H12V233H14ZM16 232H18V231H16ZM83 232H87V233H83ZM111 232V231H110ZM109 232V233H110ZM118 232H120V231H118ZM134 232V231H133ZM132 232V233H133ZM136 232V231H135ZM143 232V231H142ZM141 232V233H142ZM197 232V231H196ZM255 232V231H254ZM24 233V232H23ZM82 233L83 234H86L87 236H83L82 235ZM125 233V232H124ZM124 233L122 234V233H120L119 235L121 236L120 238H121V240H119V242H116V243H118L119 244V246L120 247H124L125 246V243H124V241H126L127 243H129V241H130V238H129V240L127 241V238L124 240L123 238H122V235H124ZM130 233V232H129ZM132 233H130V234H132ZM141 233H136V234H141ZM152 233V232H151ZM192 233V232H191ZM232 233V232H231ZM245 233V232H244ZM1 234V233H0ZM5 234H1V235H5ZM27 234V233H26ZM105 234H107V232L105 233ZM114 234H116V232L114 233ZM118 234V233H117ZM135 234V236H137ZM194 234H197V233H194ZM108 235H110V234H108ZM111 235H113V234H111ZM110 235V236H111ZM119 235H118V237H119ZM126 235V234H125ZM157 235V234H156ZM199 235V234H198ZM247 235V234H246ZM7 236H6V238H7ZM14 236V235H13ZM26 236V235H25ZM101 236V235H100ZM100 236H98L97 238H101ZM109 236V237H110ZM116 236V235H115ZM193 236V235H192ZM195 236V235H194ZM204 236V235H203ZM217 236V235H216ZM227 236H229V235H227ZM236 236V235H235ZM238 236V235H237ZM240 236V235H239ZM248 236V235H247ZM252 236V235H251ZM262 236V235H261ZM109 237H107V240L106 241H108L109 240ZM124 237V236H123ZM126 237V236H125ZM124 237V238H125ZM128 237V236H127ZM130 237V236H129ZM134 237V236H133ZM182 237V236H181ZM209 237V236H208ZM210 237H211V235H210ZM253 237H254V235H253ZM257 237V236H256ZM264 237V236H263ZM96 238V239H97ZM103 238H104V235H103ZM103 238H101L102 240H103ZM111 238L113 239V241H114V239L115 238H113V236H111ZM119 238V239H120ZM131 238H132V236H131ZM141 238V237H140ZM163 238V237H162ZM188 238V237H187ZM232 238V237H231ZM234 238V237H233ZM246 238V237H245ZM5 239V238H4ZM50 239H53V240H50ZM101 239H99V240H101ZM135 239V241L136 240H138L139 239V236H138V239H137V237H134V238H132L131 240H134ZM171 239V238H170ZM180 239V238H179ZM182 239V238H181ZM243 239V238H242ZM246 239H248V238H246ZM48 240V241H47ZM51 242H50V241ZM81 240V239H80ZM89 240H91V241H93V242H90ZM168 240V239H167ZM204 240V239H203ZM215 240V239H214ZM230 240V239H229ZM241 240V239H240ZM245 240V239H244ZM249 240V239H248ZM255 240H256V238H255ZM112 241V240H111ZM110 241V242H111ZM139 241V240H138ZM137 241V242H138ZM164 241V240H163ZM196 241V240H195ZM208 241H209V239H208ZM207 241V242H208ZM133 242V241H132ZM140 242V241H139ZM187 242V241H186ZM189 242V241H188ZM194 242V241H193ZM247 242V241H246ZM252 242H254V240L252 241ZM251 242V243H252ZM256 242V241H255ZM107 244L109 243V241L108 242H106ZM114 243V242H113ZM112 242H111V244H113ZM124 243V244H123ZM144 243V242H143ZM166 243V242H165ZM190 243V242H189ZM217 243V242H216ZM229 243H231V242H229ZM244 243H245V241H244ZM243 243V244H244ZM250 243V242H249ZM250 243V245L252 246V244ZM81 244H79V245H81ZM106 244V245H107ZM121 244H123V245H121ZM134 244H135V242H134ZM138 244V243H137ZM137 244H135V245H137ZM209 245H210V243H208ZM218 244V243H217ZM216 244V245H217ZM225 244V243H224ZM243 244H241V245H243ZM246 244V243H245ZM248 244V243H247ZM246 244V245H247ZM96 245V246H95ZM114 245V244H113ZM189 245V244H188ZM230 245V244H229ZM238 245V244H237ZM245 245V246H246ZM250 245H248V246H250ZM78 246V245H77ZM109 246V245H108ZM106 247V249H104V246H102V248L104 249H101V250H103V251H101L100 249V251H101V254L102 253H104V254H102V255H105L106 253H107V251H109L110 249L112 250V248H110V247ZM131 247V246H133L134 247V245H130V244H128V247ZM138 246V245H137ZM248 246H246V247H248ZM48 247V246H47ZM52 247H54V246H52ZM79 247V246H78ZM126 248H128L127 246H125ZM129 247V248H130ZM173 247V246H172ZM178 247V246H177ZM184 247V246H183ZM204 247V246H203ZM244 247V246H243ZM43 248V247H42ZM41 248V249H42ZM45 248V247H44ZM49 248H51V246L49 247ZM63 248V247H62ZM73 248H75V247H73ZM72 248V249H73ZM81 248H83V247H80V249ZM114 248H116L115 246H114ZM141 248V247H140ZM149 248V247H148ZM153 248V247H152ZM169 248V247H168ZM174 248V247H173ZM202 248V247H201ZM215 248V247H214ZM255 248V247H254ZM40 249V250H41ZM47 249V248H46ZM56 249V248H55ZM65 249H67V248H65ZM69 249H71V248H69ZM79 249V248H78ZM95 249V250H94ZM120 249V248H119ZM122 249V248H121ZM124 250H125V248H123ZM122 249V250H123ZM178 249V248H177ZM176 249V250H177ZM189 249H190V246H189ZM235 249V248H234ZM233 249V250H234ZM48 250H50V249H48ZM52 250V249H51ZM92 250H94L93 252H92ZM114 250V249H113ZM113 250H112V252H113ZM121 250V251H122ZM123 250V251H124ZM127 250V249H126ZM134 250V249H133ZM143 250V249H142ZM149 250V249H148ZM191 250V249H190ZM193 250V249H192ZM191 250V251H192ZM203 250V249H202ZM263 250V249H262ZM53 251V250H52ZM64 251V250H63ZM68 251H70V250H68ZM68 251H65V252H68ZM83 251V250H82ZM98 251V250H97ZM97 251H95V252H97ZM117 251V250H116ZM120 251V252H121ZM141 251V250H140ZM147 251V250H146ZM153 251V250H152ZM160 251V250H159ZM171 251V250H170ZM175 251V250H174ZM237 251V250H236ZM51 252V251H50ZM78 252V251H77ZM77 252H74V249L72 250V254L73 253H75V254H77ZM92 252V253H91ZM94 252V253H95ZM118 252V251H117ZM114 253V254H118V253ZM193 252V251H192ZM213 252V251H212ZM238 252V251H237ZM47 253V252H46ZM63 253V252H62ZM71 253V252H70ZM83 253V252H82ZM82 253H80L79 252V255L80 254H82ZM99 253V252H98ZM109 253V252H108ZM135 253H137L136 251H135ZM141 253V252H140ZM144 253V252H143ZM148 253V252H147ZM167 253V252H166ZM170 253V252H169ZM171 253H173V251H171ZM174 253H176V252H174ZM205 253V252H204ZM214 253V252H213ZM212 253V254H213ZM225 253V252H224ZM227 253V252H226ZM225 253V254H226ZM64 254H66V253H64ZM71 254V255H72ZM101 254H99V257H101ZM113 254V255H114ZM123 255H124V253H122ZM127 253H125V255H126ZM159 254V253H158ZM220 254V253H219ZM218 254V255H219ZM38 255H40L39 257H38ZM68 255V254H67ZM122 255V256H123ZM132 255V254H131ZM133 255H134V253H133ZM142 255V254H141ZM161 255V254H160ZM171 255V254H170ZM191 255V254H190ZM210 255V254H209ZM215 255H216V253H215ZM231 254H227V256H229V257H231L230 256ZM236 255V254H235ZM46 256H48L47 254H46ZM66 256V255H65ZM95 256V255H94ZM97 257H98V255H96ZM128 256V255H127ZM130 256V255H129ZM135 256V255H134ZM138 256V255H137ZM137 256H136V258H137ZM149 256V255H148ZM158 256V255H157ZM162 256H163V254H162ZM169 256V255H168ZM203 256V255H202ZM238 256V255H237ZM263 256V255H262ZM261 256V257H262ZM73 257H75V255L73 254V256H72V258ZM108 257V256H107ZM113 257V256H112ZM119 257H120V255H119ZM142 257H144V255L142 256ZM142 257H140L142 260L145 258H142ZM171 257V256H170ZM175 257H176V255H175ZM205 257V256H204ZM208 257V256H207ZM236 257V256H235ZM240 257V256H239ZM254 257V256H253ZM77 258V257H76ZM80 258V257H79ZM95 258V257H94ZM114 258V257H113ZM121 258V257H120ZM131 258H134L133 256L131 257ZM148 259H149V257H147ZM156 258V257H155ZM154 258V259H155ZM174 258V257H173ZM256 258V257H255ZM74 259V258H73ZM107 259H110L109 257L107 258ZM116 259V258H115ZM164 259V258H163ZM162 259V260H163ZM175 259V258H174ZM173 259V260H174ZM258 259V258H257ZM98 260H101V259H98ZM97 260V261H98ZM114 260V259H113ZM118 260V259H117ZM147 260V259H146ZM159 260V259H158ZM165 260V259H164ZM191 260V259H190ZM210 260V259H209ZM256 260V259H255ZM261 260H264V259H261ZM75 261H77V259L75 260ZM97 261H96V263L95 264H98L99 263V261H98V263H97ZM104 261V260H103ZM131 261V260H130ZM193 261V260H192ZM203 261V260H202ZM243 261V260H242ZM258 262H259V259L257 260ZM110 262H111V259H110ZM115 262V263H114ZM112 261V263L113 264H118V263H116V261ZM120 262V261H119ZM200 262V261H199ZM213 262V261H212ZM240 262V261H239ZM251 262V261H250ZM249 262V263H250ZM257 262V263H258ZM264 262V261H263ZM104 263V262H103ZM105 263H107V262H105ZM104 263V264H105ZM127 263V262H126ZM130 263V262H129ZM128 263V264H129ZM136 263V262H135ZM149 263V262H148ZM148 263H146V264H148ZM219 263V262H218ZM257 263H254V264H257ZM73 264V263H72ZM90 264V263H89ZM91 264H93V261L91 262ZM155 264V263H154ZM166 264V263H165ZM184 264V263H183ZM189 264V263H188ZM195 264V263H194ZM200 264V263H199ZM240 264V263H239ZM245 264V263H244ZM252 264V263H251ZM260 264V263H259ZM262 264V263H261Z\"/></svg>","mask_w":264,"mask_h":264}]
</instances>
